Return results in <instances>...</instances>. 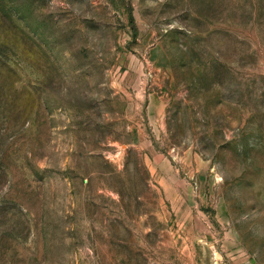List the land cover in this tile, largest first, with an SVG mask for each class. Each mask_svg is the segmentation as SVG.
<instances>
[{
	"label": "rangeland",
	"instance_id": "374dc122",
	"mask_svg": "<svg viewBox=\"0 0 264 264\" xmlns=\"http://www.w3.org/2000/svg\"><path fill=\"white\" fill-rule=\"evenodd\" d=\"M0 264H264V0H0Z\"/></svg>",
	"mask_w": 264,
	"mask_h": 264
}]
</instances>
